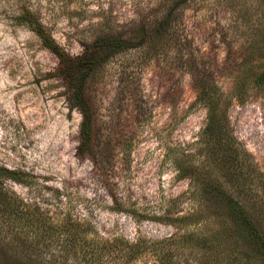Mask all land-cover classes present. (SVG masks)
Wrapping results in <instances>:
<instances>
[{
	"label": "rangeland",
	"instance_id": "obj_1",
	"mask_svg": "<svg viewBox=\"0 0 264 264\" xmlns=\"http://www.w3.org/2000/svg\"><path fill=\"white\" fill-rule=\"evenodd\" d=\"M25 11L72 56L100 38H130L170 16L162 46L132 50L99 74V117L108 120L116 104L128 113L125 126L132 132L126 134L133 135L128 152L116 151L109 172L98 175L90 161L78 158L82 117L55 77L57 57L18 18ZM263 70L264 0H0V166L29 181H6L5 187L55 225L68 217L84 222L86 239L180 237L190 228L168 219L192 213L198 203L187 194L189 181L177 177L176 162L203 159L208 119L196 81L209 80L247 171L264 180V87L254 84ZM128 83L146 101L133 123L128 103L117 99ZM11 239L0 235L3 263L27 264ZM45 239L31 252H40L42 264L65 263L55 236ZM197 257L183 259L198 264Z\"/></svg>",
	"mask_w": 264,
	"mask_h": 264
},
{
	"label": "trees",
	"instance_id": "obj_2",
	"mask_svg": "<svg viewBox=\"0 0 264 264\" xmlns=\"http://www.w3.org/2000/svg\"><path fill=\"white\" fill-rule=\"evenodd\" d=\"M18 18L59 61L55 77L63 82L70 109L77 110L82 117L78 158L90 161L97 174L109 172L116 162V151L128 152L133 135L126 134L132 132L125 126L126 112L123 108L117 111L116 104L108 120L99 117L94 96L99 74L114 59L132 50L150 53L156 44L162 46L170 16L164 25L139 27L130 38H100L84 46L78 56L68 54L57 44L31 11ZM254 84L264 87V70ZM196 85L198 99L208 112L201 139L203 159L198 163L177 161L176 167L177 177L189 181L187 194L195 197L198 206L184 217L168 219L180 228L189 227L190 231L180 237L160 241L139 239L135 243L120 237L86 239L82 233L90 228H84V222L68 217L61 226L55 225L39 206L10 193L6 181L20 184L29 181L23 173L0 166V235L12 237L8 244L24 254L20 259L27 264H42L40 252L31 250L54 235L61 252L66 254L63 264H136L144 258L152 260L146 264H190L183 259L187 255L199 256L198 264H264V180L253 179L247 171L248 162L242 158L229 131L227 117L219 109L220 99L212 92L209 80H198ZM117 99L122 105L128 103L125 108H129L130 121L136 122L137 111L146 103L142 94L128 83L122 85ZM0 264L11 262L3 263L0 254Z\"/></svg>",
	"mask_w": 264,
	"mask_h": 264
}]
</instances>
